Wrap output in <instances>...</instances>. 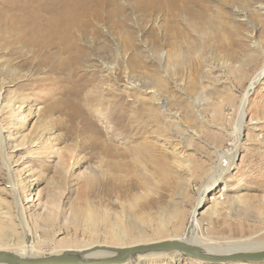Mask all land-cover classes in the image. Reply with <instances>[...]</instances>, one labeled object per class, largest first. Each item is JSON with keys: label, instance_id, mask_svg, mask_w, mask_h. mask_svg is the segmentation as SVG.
I'll return each mask as SVG.
<instances>
[{"label": "rangeland", "instance_id": "374dc122", "mask_svg": "<svg viewBox=\"0 0 264 264\" xmlns=\"http://www.w3.org/2000/svg\"><path fill=\"white\" fill-rule=\"evenodd\" d=\"M152 3L0 0V221L15 219L16 191L33 257L177 239L219 154L235 146L242 94L264 65V0H200L173 12ZM54 9L93 17L74 31L70 57L60 45L46 53L19 39ZM175 39L184 52L193 48L171 66ZM43 57L49 64L38 67ZM90 95L102 116L89 111ZM241 123L236 160L196 210L202 240L264 241V74ZM133 147L145 155L140 162ZM112 180L141 187L117 199L104 193ZM135 197L146 205L137 214Z\"/></svg>", "mask_w": 264, "mask_h": 264}, {"label": "bare ground", "instance_id": "6f19581e", "mask_svg": "<svg viewBox=\"0 0 264 264\" xmlns=\"http://www.w3.org/2000/svg\"><path fill=\"white\" fill-rule=\"evenodd\" d=\"M150 1L153 2L151 5L154 4L161 11H167V12H173L174 10L175 11L176 10H186L187 11V10H189V8H188V6H190L189 4H191V3L199 4L200 3V0H150ZM145 2H147V1H145ZM71 7H72V5H71ZM63 10L64 11H61V9H54V10L50 11L48 14H45L46 16H43V18H44L43 22L35 23V24H32V25L25 27L23 30H21V32L19 34V39L23 43L28 44V45H32V46H36L37 48L43 50L46 53L48 52V50L53 45H60L67 52L68 57H70L72 54H76L78 52V50L75 47V45L73 44V40H72L73 36L72 35H73L74 31L77 30L78 28H84L85 29L86 27H88V24L91 22L90 19L91 18L93 19V17L90 16L91 14L86 13V17L89 20L81 22V20H80V18H81L80 13L81 12L77 11L76 9H74V10L70 9L68 11L65 9H63ZM78 20H80V22ZM174 34H176V35L180 34L178 37H182L181 31H179V30H177L176 33H174ZM175 37H177V36H175ZM173 42H174L173 45L170 44L171 52L168 50L170 52L168 58H169L171 66H174L173 63H177V62L181 61V59L186 61L189 58L188 56L190 55V53H188V51H191L193 48V46H190L187 48L188 50L184 52L181 49V46L178 45V42H179L178 39H175ZM77 56H79V54ZM45 57H43L37 63L38 67H42V66L49 64V62H46L47 58H45ZM77 61H78V59H77ZM74 62H75V58L72 59V62H70V64L72 65ZM64 68H67V67L63 66L60 68H53L54 70L49 68L48 70L53 72V71H58V70H65ZM263 74H264V65L261 66L254 73L251 80H249V84H248L247 88L245 89V92L242 94V98H241L240 105H239L238 120H237L236 126H235L233 134H232L235 138V141H234L235 146L231 151H228L225 154H222V153L219 154V162H217L215 167L212 169V171L209 174V177L205 179V181H204L205 185H203L205 187H203L198 194L197 205L190 215V219H189V222L187 224V228L181 234V236H179L177 238V239L186 238V240H188L192 243H196L201 248V250H204V251L211 253V254H226V253H236L239 251H257V250L264 249V241L252 240V238H248V237L244 238V239H242V238L241 239H226L222 243L210 242L209 240L206 241L207 238H204V237H203L204 239L202 240V233L199 232L201 228L197 229L200 227V224H199V221L195 219L196 210L198 209V207H200L199 205H201L205 201L204 198H205V195L207 194V192L215 189L214 187L217 185L218 181H220L222 176L224 174H226L228 170H230L231 166L234 163V160H236V156L238 153V142L240 139V132H241V124L243 123V122L241 123V121L243 120V118L245 116V108L247 106L249 96L252 93L254 86L257 84V82L260 80V78L262 77ZM161 81H162V78L160 77V80L157 81V84H158V89H159L158 91L160 92V95L162 96V90H160V89L163 88V84L161 83ZM76 85L80 86L79 82H76ZM158 91H156V93H157V96L160 98V96L158 95V93H159ZM73 94H76V92H74ZM95 99H96L95 97H92L90 95L85 100V103L88 104V109H89V111H91V113H95V114L102 116V110H103L102 107L98 109V107H97L98 105H90L93 103L92 101ZM101 102H102V100H101ZM92 142H90V145H88V147H90L91 149L97 148L98 144H95ZM112 150H113L112 146H110V145L106 146L105 145V151L106 152L112 154ZM146 150H148V149H146ZM131 153L135 157V159H134L135 163L140 162L142 160V159L140 160V156L142 158L145 157L144 153L140 152V148H138V147H136V148L133 147V150L131 151ZM147 153H150V152H147ZM113 154H115V153L113 152ZM149 155H151V154H149ZM148 157H146V158L149 159ZM4 162H5L4 165L9 172V162H8V160H6ZM110 169H111V167H110ZM117 169H119V168H117ZM115 180H117V179H115ZM112 181L108 182L105 185L102 184L105 189L103 187L102 188L104 189V191H105L104 193L106 195H108V196L115 195V197L118 196L117 199L125 197L126 192H130L133 189L136 190V188L141 187L139 180H137L138 182L137 181H131L130 184H126L125 182H123L121 185L119 183H115L116 181H114V180H112ZM12 189H14L13 185H12ZM127 196H129V195L127 194ZM18 197H19V199H18ZM13 198H14L13 203H14V206L16 209L15 210L16 211V213H15L16 217H15V219L10 218L6 222L0 221V250L17 254L18 256H21L23 258L33 257V255H34L33 254V247L31 246V244L29 245L30 241L33 240L32 239V233L29 232L30 228H29L28 223L25 219L24 209H23L22 203L20 201V196L18 195V193H16V191H15V195H13ZM134 199H135L133 202L134 204H132V206L130 207V210L132 211L133 214H137L146 205L144 206V205L140 204L137 197H135ZM122 205H124V204H122ZM89 216H88L89 218H87V219H88V221H91V222H94V219L98 217L97 215L93 217L92 214H89ZM159 231H160V228H157L156 232H153V233H157ZM128 235L134 236L133 233H129ZM12 237L18 238L17 240H19V241L15 242L16 239H12ZM171 239H174V238H171ZM154 242H156V241H154ZM151 243H153V242H151ZM140 244H145V243L137 242V243H133V244H124L118 248L131 247V246L140 245ZM79 250H81V249H79ZM50 254H52V253H49V255ZM46 255H48V254H46ZM113 256H115V254L111 253V252H95V253L88 255L87 257L88 258H110ZM177 258H178L177 252H172V253H144V254H138V255H133V256L128 257L123 264H151L153 262H156L157 260H166V261H172L173 262V260H176ZM194 262H195V264H201L202 263L201 261H197V260Z\"/></svg>", "mask_w": 264, "mask_h": 264}, {"label": "water", "instance_id": "95a60500", "mask_svg": "<svg viewBox=\"0 0 264 264\" xmlns=\"http://www.w3.org/2000/svg\"><path fill=\"white\" fill-rule=\"evenodd\" d=\"M95 252H111L110 258H88ZM177 252L182 257H188L210 264H264V249L257 251H239L236 253L211 254L186 238L168 239L149 244L118 248L108 246H93L83 250H64L58 254H48L42 257L23 258L17 254L0 250V264H123L133 255L144 253Z\"/></svg>", "mask_w": 264, "mask_h": 264}]
</instances>
